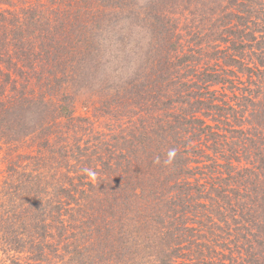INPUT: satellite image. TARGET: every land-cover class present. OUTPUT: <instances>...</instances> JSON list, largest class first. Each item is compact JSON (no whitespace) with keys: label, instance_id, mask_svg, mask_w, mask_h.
Listing matches in <instances>:
<instances>
[{"label":"trees","instance_id":"trees-1","mask_svg":"<svg viewBox=\"0 0 264 264\" xmlns=\"http://www.w3.org/2000/svg\"><path fill=\"white\" fill-rule=\"evenodd\" d=\"M4 1L0 140L33 148L7 164L2 243L31 264H264V0Z\"/></svg>","mask_w":264,"mask_h":264},{"label":"rangeland","instance_id":"rangeland-1","mask_svg":"<svg viewBox=\"0 0 264 264\" xmlns=\"http://www.w3.org/2000/svg\"><path fill=\"white\" fill-rule=\"evenodd\" d=\"M140 1L141 0H127L128 5H130L132 9L137 8V6L141 4ZM4 2H5L4 0H0V10L6 6ZM14 2L18 6L21 3V0H14ZM133 2H135V3H133ZM255 6H256L257 9L260 8L259 5L255 4ZM181 9H182V6L179 7V10H181ZM177 16H179V18L181 17L180 15H177ZM125 26H126V21H124V23L122 25V27L124 28V31H125L124 39L126 40V28H125ZM120 27H121V25H120ZM120 27L118 26L117 28L120 29ZM128 36L130 38V35H128ZM185 36H187V39H188L191 35H187L186 34ZM129 41H131L133 43V40H131V38L128 39V37H127L126 42H121V41L117 40L118 43L115 42V44H113L114 46H112V52H113L112 67L120 68L122 70L123 74H126V70L128 68L129 69H135L137 64L139 63L138 56L134 55L133 52H131L129 50L130 49ZM117 47L122 49L121 50L122 53L126 52V58H125L126 60L124 62H122V63H120V61H121L120 60V55L121 54L116 56L117 58L115 57V49ZM138 50H140V49H138ZM109 57H111V56L108 55L107 58H109ZM204 59L205 58H203V60ZM213 62L215 63V61H213ZM103 73L105 74L106 72H103ZM109 79H111V78H109ZM111 81H113V80L111 79ZM120 83H121V81H118V85ZM112 92H114V91L112 90ZM121 92H123V91H121ZM91 110H92V108H91ZM91 110L86 111L83 108L82 101H79L77 103V110H76L77 114H81V115L92 114ZM99 119L100 120L96 121L97 125L100 128H105L104 125H105V123H108L109 117L108 116H101V117H99ZM196 142L197 141H195L194 143H196ZM30 146H31V144H30L29 140H25L23 142H16V143H12V144H5V143H3L0 140V186L2 185V182H3L4 178L6 177L8 162L11 160V158L15 159V156L17 155L18 152H20L22 150L29 151L30 148H33V147H30ZM191 180H193V178ZM16 257H18V258H16ZM0 264H31V261H29L27 259V255L25 253H21V254L18 255V253H15L12 249H10L8 247V245L3 244L1 239H0Z\"/></svg>","mask_w":264,"mask_h":264}]
</instances>
